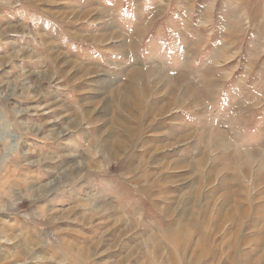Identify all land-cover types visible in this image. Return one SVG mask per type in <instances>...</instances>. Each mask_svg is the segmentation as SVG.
Returning <instances> with one entry per match:
<instances>
[{
  "label": "rangeland",
  "instance_id": "1",
  "mask_svg": "<svg viewBox=\"0 0 264 264\" xmlns=\"http://www.w3.org/2000/svg\"><path fill=\"white\" fill-rule=\"evenodd\" d=\"M0 264H264V0H0Z\"/></svg>",
  "mask_w": 264,
  "mask_h": 264
}]
</instances>
